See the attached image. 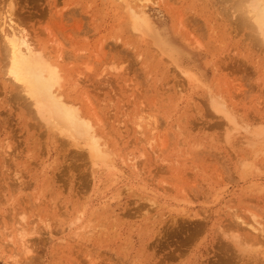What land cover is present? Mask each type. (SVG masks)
<instances>
[{
  "label": "rangeland",
  "instance_id": "1",
  "mask_svg": "<svg viewBox=\"0 0 264 264\" xmlns=\"http://www.w3.org/2000/svg\"><path fill=\"white\" fill-rule=\"evenodd\" d=\"M9 4L76 130L11 79ZM261 6L0 0V264H264Z\"/></svg>",
  "mask_w": 264,
  "mask_h": 264
},
{
  "label": "bare ground",
  "instance_id": "2",
  "mask_svg": "<svg viewBox=\"0 0 264 264\" xmlns=\"http://www.w3.org/2000/svg\"><path fill=\"white\" fill-rule=\"evenodd\" d=\"M262 8L260 10H262ZM12 9V5L9 4L5 10L6 15L2 18L3 24L8 29L3 37L8 45V58L10 60L8 72L12 77L11 79L18 83L22 88L21 91L25 93L24 95L29 96L32 101H34L35 104H33L37 106H35L36 108L44 110L45 113L50 116L56 115L54 113H57L59 116H64L66 118L65 124L73 127L71 128L73 130L75 127L78 128V125L81 126L79 124L80 122L84 125L85 123H83L82 120L74 121V119H76L74 115L76 114L72 113L61 102H58L57 94H55L57 91H53V88L59 84L58 73L56 69L49 64L48 60L42 58L40 55L35 56V53L33 54L30 48L32 43L28 42V36L24 33V29L20 28L19 25L17 26L13 21L12 16L14 15V11ZM132 11L130 9L129 13ZM259 12H262V15H264V9ZM33 50L35 49L33 48ZM77 128H75V130Z\"/></svg>",
  "mask_w": 264,
  "mask_h": 264
}]
</instances>
